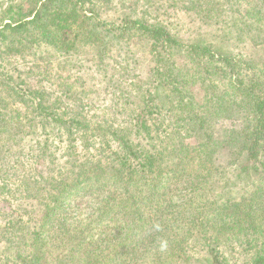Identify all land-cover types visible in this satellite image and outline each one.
Wrapping results in <instances>:
<instances>
[{
  "label": "rangeland",
  "instance_id": "1",
  "mask_svg": "<svg viewBox=\"0 0 264 264\" xmlns=\"http://www.w3.org/2000/svg\"><path fill=\"white\" fill-rule=\"evenodd\" d=\"M26 1L0 0V20L4 16L2 8L7 6V3L23 5L27 3ZM84 1V13L91 16L89 10L94 7L98 11L94 15L95 20L103 21L106 25L104 26L105 30H100L104 33L105 40L79 46V50L84 52L83 55L67 54L73 59L69 62L73 72L82 73L80 75L81 80L75 82L76 87L73 92L75 96L65 97L59 87L63 86L66 70L64 73L59 70L57 61L64 54L46 55L47 47L40 40L35 41L37 43L32 49V52L35 53L33 57L29 55L26 59H22L19 56H10L4 60V57L0 56V150H2L0 154V264H19L21 262L14 257L16 251L14 249L9 250L11 238L14 237L15 240H18L25 237L28 240L33 232L40 231L45 218V210L55 203L52 198L54 191H51L50 185L46 192H40L41 189L39 191V185L36 184V181L43 180L44 187L46 183L56 182L53 178H60L61 185L58 188H62V186L67 188L60 205L62 211L70 210L69 213L72 215L68 223L74 225L82 220L84 224H89L91 219L85 218L86 216H91L97 210L100 215L109 208L107 206H110V203L106 205L104 203L106 196L103 198L101 194L96 192L92 194V189L94 191L98 187L107 186L108 189L114 191L116 187L117 190L113 194V199H110L113 200L114 204L118 202L125 204L129 199L130 195L118 193L121 189L120 183H113L120 176L118 173L116 174L118 172V160L109 159L110 157L115 159V150L119 145L118 141H114L113 133L119 126H123L126 120H130L133 110L142 104L143 97L146 96L144 89L148 88L154 95H159L165 90L168 84L166 82L171 81L170 78H174L180 69L186 70L188 67L184 65L185 62L175 58L178 55L172 56L171 60L166 61L165 58L170 56L173 46L163 45L162 47L160 44L156 48L158 50H154L151 41L146 37L145 30L139 27L126 31L124 35H118L121 30L106 32L112 26H117L120 29L122 16H130L131 19L141 16L144 18L143 21L147 27L158 24L164 25L173 37L180 39L179 41L184 46L200 43L212 44L216 50H220L219 52H230L232 56L237 57L241 61V66L250 64V57L256 58L263 55V51L258 47L261 44L254 46L256 41L253 38L256 35L264 37V0L262 10L259 9L263 17L262 22L258 21V17L251 15L252 12L248 13L247 9L249 10V8L246 0H232L230 6L227 5L229 12L223 9V12L216 13L222 19L223 16L225 19L228 15L231 16V19H226L227 27L239 33L240 38L235 45H233L234 43L231 45L219 44L211 40V37L217 33V28L199 29L198 20H200V16L197 15L196 17L194 14L196 7L192 5L197 4L199 0H142L136 5V9L127 7L128 0H110L107 6L101 4L105 0ZM255 1L260 4L262 0ZM27 4L25 7L28 6ZM232 4L234 7H231ZM238 6L245 8V11L241 10L240 14L237 11L234 14L231 10L238 8ZM187 8H191V11H187ZM134 12L137 16L132 15ZM213 14L214 12H211V15ZM249 19V24L245 25V20ZM0 28H2L1 24ZM108 41L112 44L109 48L111 51L107 55L104 52L106 48L104 45ZM195 52L196 50L193 51V54ZM41 56H48L49 59L40 61ZM36 58H39V61ZM157 58H162L163 62L157 61ZM157 62H162L161 64L165 65L162 68L163 73L168 71L167 80L164 82L154 76ZM212 63L210 54L207 53L199 65L196 64L198 69L193 70L195 75L189 77L187 83H184L185 90L190 92L197 107L200 108L205 107L206 101H208L206 99L207 88L215 87L214 90H217L223 88L225 84L223 75L214 69H212L214 72L212 81L206 83L202 81L200 77L203 75L204 68L202 66L205 65L210 68ZM34 64H37L36 68L35 66L33 68ZM200 65L201 67H198ZM250 66L253 65L250 64ZM30 69L31 72L28 71ZM231 69L233 67L227 70L228 74L233 71ZM257 70L259 72L256 73V77L262 82L264 66L260 65ZM16 71L23 74L19 80L12 83L8 79L9 76H17ZM247 72L251 74L250 71ZM57 73L62 75L57 76ZM113 82L116 86L113 85ZM31 86L33 90L49 91L52 94V100L47 102L43 114L37 117L36 113H32V111L42 98L37 97L35 100L26 101L29 97L27 98L25 94L27 88L32 89ZM14 90H22V92L15 96ZM137 92L139 94L136 95ZM123 93L131 94V96ZM236 93L240 95V93ZM76 96L80 99H76ZM174 96L156 98L155 104L169 106L172 103L171 98L177 102V95ZM75 107L78 114H69L70 120L84 118L85 112L90 116L88 117L90 120L88 126L91 125L92 128L83 140L74 141L66 130L68 125L63 122L49 125L47 121L40 119L42 116L53 113L56 108L61 111L65 109L68 111ZM188 113L190 112L180 110L167 117L159 118V123H164L159 136L165 139V132L172 135L176 134L172 124H177V120H180L179 117H185ZM245 116L244 110L232 109V111L229 110L226 118L206 119V122L203 123V130L198 124L190 126L189 123L186 129L185 125L179 122L176 126L178 131L181 130L184 133L190 131L193 135L183 134L181 135L184 137L182 140L176 137L177 139L175 138L173 143L167 140L161 141L160 138L144 143L146 150L150 151L154 158L152 160V174L151 171L140 172V166L137 163L131 162L125 167L121 184L125 185L130 180L129 176H133L142 184L145 183L146 186L151 185L153 181L159 183V175L162 176L163 180H168L170 176L183 172L181 170L185 167L188 168L189 172H192L190 168H202L203 170L195 171L193 184L187 185L185 188L179 186V180L169 181V183L164 181L163 188L166 187L167 189L165 192H160L165 193L164 201L146 207V216L142 221L136 218L128 200L126 208L130 211H125L132 213L135 219L130 229L136 226L141 230L145 222L155 219L156 215L164 213L163 211L192 209L191 220L171 229H168L167 226L159 228L158 231L162 235L164 234L163 239L159 241L161 254L164 255V261L161 264H166V262L167 264H208L209 260L210 262L212 260V250H218L225 256L223 259L221 255L218 264H252V260L257 254H264V218L261 220V216L256 221L257 229L246 226L241 234L237 222L239 217H231L228 220L230 227L224 231H216L211 224V226L206 224L207 228L204 233H201L200 230L205 224L206 214L198 215L199 211H203L204 208L206 210L229 206L233 202L239 203L243 198H250L264 185L262 171L255 174L253 165L243 166L247 161L245 153H242L241 158L239 156ZM98 125H103V129L106 130L102 136H99L101 129ZM60 131H62V136H60ZM135 132V129L129 132L128 138L131 141L134 140ZM38 143H41L42 149L32 151L31 146ZM120 154L124 155L122 152ZM183 155L189 156V160L180 164L179 158ZM98 162L99 164L94 170L95 173L104 171L107 174H116L113 176L114 179L109 181L110 183L107 181L105 184L92 180L88 184H79V188L74 191L69 189L73 181L86 176L85 172H81L79 177H77L78 173L76 175L72 173L69 177L72 170L75 172L82 164L91 167L93 163ZM240 166H243V169ZM238 168L240 169L238 170ZM244 168H247L246 171ZM250 168L253 171V176L250 175L249 178ZM172 170L179 171L173 172ZM90 172H93V168ZM65 174L67 175L64 176V179H61L62 175ZM156 174H159L158 178L155 177ZM149 189L153 190L152 185ZM145 192L149 191L146 190ZM115 197L117 200H114ZM245 212L239 219L246 220L252 216L250 215L245 219ZM106 220L107 218L104 219V222L99 223L100 228L102 224L106 226ZM101 221L98 219L96 222ZM245 223L243 222V224ZM233 226L236 228H231ZM87 233H89L88 236L94 235L92 236L96 242L94 248L99 249V251L103 250L100 256L94 255L102 259V264H107L113 253L120 248L119 239L117 240V235L115 236V233H118L116 228H107L102 233L100 229L90 231L88 227ZM168 244H171V248ZM88 251V254L92 255L94 250L89 247ZM166 255H169V258ZM132 256L134 255H131L130 258ZM145 256L147 255L145 254L143 257ZM8 258L10 259L8 260ZM142 258L139 260H143ZM63 261L65 260L63 259ZM60 263L61 260L59 259L58 264ZM144 264H158L157 257H153V255L147 257Z\"/></svg>",
  "mask_w": 264,
  "mask_h": 264
},
{
  "label": "trees",
  "instance_id": "2",
  "mask_svg": "<svg viewBox=\"0 0 264 264\" xmlns=\"http://www.w3.org/2000/svg\"><path fill=\"white\" fill-rule=\"evenodd\" d=\"M109 1L110 0H105L104 2H101L102 6L105 4L107 6ZM141 1L142 0H128L127 7L130 9H136V5ZM231 1L232 0H199L197 4H192L196 7L194 14L196 17L197 15L200 16V20H198L199 29L201 30L205 27L208 29L217 28L218 31L215 33V36L211 37V40L219 44L231 45L234 43L233 45H235L237 40L240 39L239 33L234 32L227 27L226 19H231V16L228 15L226 19L223 16L222 19L216 15L217 12H223V9L229 12L227 10V5L230 6ZM246 1L248 2V13L252 12L250 14L258 17V21L262 22L263 17L261 15V10L263 0L260 4H257L255 0ZM26 2L28 4L25 3L23 5L17 3H7V6L2 8V14H4V16L3 19L0 20V24L2 25V28H0V56L4 57V60L6 57L10 56H19L22 59H26L29 55H32L33 57L35 56V53L32 52V49L37 43L35 41L40 40L41 43L47 47L46 55H52L54 53L56 55L59 53L60 55L64 54V56H61L57 61L59 70L63 73L66 70V76L63 77V86L59 87L65 97L75 96L73 93L76 87L75 82L81 80L80 75L82 73L79 71L73 72L72 65L70 67L69 63L73 59L67 54L72 55L73 53H77V55H83L84 52L79 50V46L104 41L105 35L103 32H100V30H105L104 26L106 25L103 21L98 22L95 20L94 15L98 11L95 10L93 6V8L89 10L91 16H87V14L84 13V0H27ZM26 4L28 5L27 7H25ZM231 7H234L233 4ZM24 8H26V11H24ZM187 9V11H191V8ZM259 9L261 10L259 11ZM241 10L245 11V8L238 6V8H234L231 11H233L234 14L239 11L240 14ZM211 12H214V14L211 15ZM132 15L137 16L135 12ZM129 17L130 16H122V29L121 27L119 29L117 26H112V28L106 32L111 30H121L118 35H124L126 31L139 27L140 29L145 30L146 37L149 41H151L154 50H158L156 48L160 44L162 47L163 45L173 46L170 56L165 58L166 61L171 60L172 56L175 57L178 55L175 58L185 62L184 65L188 67L186 70L180 69L174 78H170L171 81L169 80L170 82H166L168 84L161 94L154 95L148 88L144 89L146 96L143 97L142 104L138 106L137 109L133 110L130 120H126L125 124L123 126H119V128L115 130V133H113V139L115 142L118 141L119 145L115 150V159L113 157H110L109 159L118 160V172H116V174L118 173V175H120L117 179L115 178L116 180L113 183H120L121 189L118 193L130 195L128 200L136 218H139L140 221L144 220L147 210L146 207H151L152 205L164 201L166 197L164 196L165 193H160L165 192L167 189L166 187L163 188L164 181H166L165 183H169V181L174 182L179 180V186L181 188H185L187 185L193 184L192 182L195 179V171L199 172L198 170H202V168L193 169L189 167L192 170V172H189L187 170L188 168L185 167L181 170L183 172L170 176L168 180H163L162 176L158 174L160 180L159 183H157V181H153L151 184L153 190L149 189L151 185L146 186L145 183L142 184V182L136 180L133 176H129L130 180L125 185L121 184V181H123L122 174L126 170L125 167L130 165L131 162L137 163V165L140 166V172L146 173L147 171H151V174L153 173L151 168H153L152 160H154V158L152 153L147 151L144 146L146 141H154L157 140V138H160L161 141L167 140L169 142L172 141L173 143L176 137L182 140L184 137L181 135L183 134H186L187 136L193 135L190 131H186L185 133L181 130L178 131L176 126L179 122L183 123L186 129L188 128V123L190 126L198 124V126L202 128L204 127L203 123L206 122V119L208 118H212V120L222 119L226 118L229 110L232 111V109L236 108L244 110L246 112V116L244 118L245 127L241 134L239 147L241 153H239V156L241 158L243 156L242 153H245L247 161L243 164V166L253 165L255 174L261 173L262 171L261 175L264 176V76L262 82L256 77V73L259 72L257 67L260 65L264 66V37L256 35L254 37L255 39L253 38V40L256 41L254 46H257L259 43L261 44L258 47L261 51H263V55L256 58L250 57V64L253 66H250V64L241 66V61L238 60L237 57L232 56L230 52H219L220 50H216L212 44L200 43L184 46L179 41L180 39L178 40L177 37L172 36L166 26L158 24L147 27L145 26L143 17L140 16L132 19ZM249 21L250 19L245 20V25H247V23L249 24ZM246 27L248 28L249 26ZM260 37L263 39L260 40ZM111 44L112 42L108 41L104 45L106 47L104 52L107 55L111 51L109 50ZM194 50H196V52L193 54ZM207 53L210 54V59L213 61L214 65L212 63L210 68L203 65V75L199 76L205 83L210 82L213 79L214 72L212 69H214L216 72L223 75L225 84L223 88H219L217 90H214L215 87L207 88L206 99L208 101H206L205 107L200 108L197 107L195 99L190 92L185 90L184 83H187V79L189 77L195 75L193 70L195 68L198 69L196 64L199 65L204 58V55ZM47 57L48 56H41L40 61L49 59ZM37 59L39 61V58H36V60ZM157 61L163 62L162 58H157ZM162 62L156 63L154 76L157 79L160 78V80H163L164 82L167 80L168 71L166 70V72H162V68L165 67L164 64H161ZM258 62L260 65H258ZM34 66L36 68L37 64H34L33 68ZM97 67L98 69L100 68L99 64ZM198 67H201V65ZM232 67L233 69L231 70L233 71L231 74H228L227 70ZM28 71L31 72L32 70L30 69ZM247 71H250L251 74ZM16 74L17 76L15 77L9 76L8 80L13 83L19 80L23 73L16 71ZM61 75L57 73V76ZM113 85H115V82H113ZM31 88L32 89L27 88L25 96L29 98L26 101H30L31 99L35 100L37 97L42 98L32 111V113H36L37 117L38 115L43 114V110H45L47 102L52 100V94L49 91L43 92L38 89L33 90L32 86ZM14 91L15 96L18 95L19 92H22V90ZM236 92L240 93V95ZM123 94L131 96V94L128 93ZM137 94L139 93L137 92L136 95ZM168 95H177V102H174V98H171L170 101H172V103L169 106L155 104L156 98H161L162 96H164V98H170ZM76 99L80 98L76 96ZM66 110L67 109L61 111L56 108L53 113L42 116L40 119H43L45 122L47 121L49 125L63 122L65 125H68L66 130L74 141H80V139L83 140L92 128L91 125L88 126L90 121L88 120V117L90 116L87 115V112H85L86 115L84 118L81 117L80 120H70L69 114H78L76 112L77 108L75 107L73 109H69L68 111ZM180 110H186L190 113H188L185 117H179L180 120H177V124H172L176 134L172 135L169 132H165V139L164 137L162 138V136H159L161 135V128L164 125L163 122L159 123V118L165 116L167 117L173 112H179ZM99 127L101 129L99 136H102L106 130L103 129V125H100ZM133 129H135L136 132L134 140L131 141L128 138V135H130L129 132H132ZM59 133L60 136H62V131ZM94 145L96 144L94 143ZM103 146L104 143L102 141V147ZM41 147V143H38L35 146H31V150L39 151L42 149ZM121 152L124 153V155H121ZM1 153L2 150H0V154ZM179 160L180 164L186 163V161L189 160V156L183 155L179 158ZM98 164L99 162L93 163L91 167H89V165L82 164L77 170H75V172L72 170L69 177L72 173L73 175L78 173L77 177H79L81 172H85L86 176H82L77 181H73L69 189H73L74 191L79 188V184H88V182H91L92 180L100 183L104 182L105 184L107 181H112L114 179L113 176L116 174H107L104 171L98 173L94 172ZM243 166H240V168L243 169ZM92 168L93 172H90ZM240 168H238V170ZM246 169L247 168H244L245 171ZM172 171L178 172L179 170ZM249 171H251L249 173L250 178V175L253 176V171L251 168ZM67 174L62 175L61 179H64V176ZM158 175L154 176L158 178ZM53 179L56 180V182L53 180L55 184L46 183V186L44 187L43 180L36 181V184L39 185V191L41 189L40 192H46L50 185L51 191H54L52 194L53 201L57 203H54L45 210V218L43 224H41L40 231L33 232L29 236L28 240H26L25 237L19 238L20 242L19 239L15 240L14 237L11 238L9 250L14 249L16 251L14 257L17 260H21L19 264H58L59 259L61 260L60 264H102V259L97 258V256H100L103 250L99 251V249L94 248L96 247V242L92 237L94 235L88 236V227L90 228V231L100 229L102 233H104L107 228H116L118 233H115V236L117 235L116 239H119L118 244L120 245V248L113 253L107 264H144L145 259L151 255H153V257L156 256L158 264H161V262L163 263L164 261V255L161 254L159 241L163 239L164 234L162 235L158 231L159 228L167 226L168 229H171L175 226H179V224L183 222L191 220L192 218L193 212L191 213V208L171 210L170 212L163 211L164 213L156 215L155 219L145 222L141 230L136 228V226L130 229L131 224H133V220L135 219L133 214L128 212L130 210L126 208L128 200L125 204H122V202L114 204L113 200L110 199H113V194L117 188L115 187V190L112 191L108 189L107 186H101L96 188L94 191L92 189L91 193H99L103 198L106 196L104 198V203L105 205L110 203V206H107L109 208L100 215L97 210V212L94 211L91 216H86L85 218L89 217L91 219L89 224H84L82 220L78 224L74 225L68 223L72 215V213H69L70 210H66L64 212L62 211V206L60 205L67 188L66 186L58 188L61 185L60 178ZM63 187L66 189H63ZM146 190L149 192L146 193ZM49 195L51 196V194ZM114 200H117L116 197ZM61 211L62 213H60ZM244 212V215L246 216L245 219L250 215L252 216L246 220L239 219ZM202 214H206V220H204L205 224H203L200 228L201 233L205 232V229L207 228L206 224L209 226L212 225L213 229L218 232L224 231L227 227H230L228 226V220L231 219V217H239L237 222L239 223L238 228L240 234L244 232V227L246 226H249L251 229H257L256 221L260 219L259 216H261V220L264 218V185L250 198H243L239 203L233 202L231 205L223 206L221 208H209L206 210L204 208L203 211H199L198 215ZM106 218V226L102 224L104 227L101 226L100 228L99 223L104 222V219ZM98 219L102 221L96 222ZM243 222L246 223L243 224ZM231 228H236V226ZM9 236L11 237V235ZM168 245L169 248H171V244ZM89 247L94 250L92 251V255L88 254ZM168 252L169 250L167 253ZM145 254L147 255L145 256L146 258L143 257ZM131 255L134 256L130 258ZM211 255L212 260L211 262L209 260L208 264H218L221 255L223 259L225 257L218 250H212ZM166 257L169 258V255H166ZM141 258L143 260H139ZM9 259L10 258H8V260ZM63 259L65 261H63ZM252 264H264V254H257L253 258Z\"/></svg>",
  "mask_w": 264,
  "mask_h": 264
}]
</instances>
